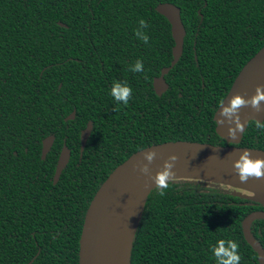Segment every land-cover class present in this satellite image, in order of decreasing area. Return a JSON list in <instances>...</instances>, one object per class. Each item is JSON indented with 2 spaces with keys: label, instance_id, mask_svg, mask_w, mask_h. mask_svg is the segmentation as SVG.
Wrapping results in <instances>:
<instances>
[{
  "label": "trees",
  "instance_id": "1",
  "mask_svg": "<svg viewBox=\"0 0 264 264\" xmlns=\"http://www.w3.org/2000/svg\"><path fill=\"white\" fill-rule=\"evenodd\" d=\"M160 3L180 8L186 30L161 97L153 82L171 65L175 42L156 11ZM141 20L147 43L136 36ZM263 47L264 0H0V203L47 212L33 216L30 231L47 223L55 230L50 239L34 231L38 245L29 257L22 254V264L37 252L33 264H79L92 199L142 149L189 141L264 150V128L255 121L240 143L219 136L215 121L220 101ZM138 60L144 70L133 72ZM115 82L132 88L127 105L111 95ZM89 122L93 131L81 156ZM48 136L54 145L42 159ZM64 145L71 159L54 184ZM168 183L163 196L157 187L148 196L130 264H219L213 249L220 240L226 248L229 240L238 243L240 264H259L242 223L264 211L261 204L225 186ZM251 232L264 249V220L253 222Z\"/></svg>",
  "mask_w": 264,
  "mask_h": 264
},
{
  "label": "water",
  "instance_id": "2",
  "mask_svg": "<svg viewBox=\"0 0 264 264\" xmlns=\"http://www.w3.org/2000/svg\"><path fill=\"white\" fill-rule=\"evenodd\" d=\"M156 11L168 20L175 42L172 49L171 65L163 68L160 76L156 77L153 82L156 94L162 96L169 89L165 76L177 65L183 55L186 30L181 10L176 5L160 3L156 7ZM258 88L264 92V47L240 71L229 93L215 113L216 132L229 143H240L250 122H264V100H261L256 106L252 103L253 98L258 95ZM237 96L242 97L245 103L235 112L229 115L224 114V110L231 107L233 99ZM75 116L76 112L74 111L65 120H74ZM92 131L93 124L89 122L81 133V156ZM232 131H235V136L230 134ZM54 141V136H48L43 140L42 159H46ZM245 154L253 161L264 159V150L234 145L216 146L189 141L165 142L134 153L109 175L88 207L79 240V264H112V233L122 206L137 191L154 184L149 196L152 190L157 187V175L166 170L171 174L168 182L188 180L229 187L248 194L246 196L241 194V196L240 193H235V195L247 198L264 207V177L250 176L244 182L239 179V169L236 168V163ZM149 155H152L151 160L148 159ZM70 159L71 150L64 145L57 161L54 184L58 183ZM166 165H171V168H166ZM256 220H264L263 210L248 214L242 223V230L246 242L257 253L259 264H264V249L251 232V226ZM133 242L128 264L131 261Z\"/></svg>",
  "mask_w": 264,
  "mask_h": 264
},
{
  "label": "clouds",
  "instance_id": "3",
  "mask_svg": "<svg viewBox=\"0 0 264 264\" xmlns=\"http://www.w3.org/2000/svg\"><path fill=\"white\" fill-rule=\"evenodd\" d=\"M147 22L144 20L140 21V29L136 30V36L143 40L145 43L148 42L149 37L144 34L141 29L146 28ZM144 70L143 63L141 61H136L135 66L132 68L133 72H141ZM258 95L253 98V105L256 106L261 100H264V92H261L260 89H257ZM111 95L115 98L117 102H122L124 105L129 103V100L132 97V88L127 84H121L120 82H115L111 89ZM222 104L223 101L221 100ZM245 103L244 99L240 96H237L233 99L231 107L224 110V114L229 115L235 112L241 105ZM219 123V122H217ZM256 128H264V125L255 122ZM239 126V125H238ZM232 136H235V131L230 133ZM148 159H152V155L148 156ZM175 159V157H173ZM166 168H171V165H166ZM236 168L239 169V179L244 182L248 177L261 178L264 177V159H257L255 161L251 160L247 154H245L239 162L236 163ZM169 171H164L159 173L156 177L157 189L160 191V195L165 194V190L169 188ZM230 247L226 248L224 246L225 240H220L218 242L219 247L213 249L215 257L219 264H240L241 256L238 254L239 245L238 243L229 240ZM226 257V259H225Z\"/></svg>",
  "mask_w": 264,
  "mask_h": 264
},
{
  "label": "flooded vegetation",
  "instance_id": "4",
  "mask_svg": "<svg viewBox=\"0 0 264 264\" xmlns=\"http://www.w3.org/2000/svg\"><path fill=\"white\" fill-rule=\"evenodd\" d=\"M20 207V204L0 203V264H22V254L29 257L38 245L35 232H45V236L49 234V239L55 233L54 228L48 223L47 226H41V229L34 230L35 232L30 231L37 222L33 216H44L47 212L34 213L35 209L23 213ZM51 244L49 243L50 246ZM38 254L39 252L29 261H27L28 258L25 259V264H33ZM55 254L57 255V253Z\"/></svg>",
  "mask_w": 264,
  "mask_h": 264
},
{
  "label": "bare ground",
  "instance_id": "5",
  "mask_svg": "<svg viewBox=\"0 0 264 264\" xmlns=\"http://www.w3.org/2000/svg\"><path fill=\"white\" fill-rule=\"evenodd\" d=\"M153 185L154 184L148 185L137 191L122 206L115 221L112 233V264H128L131 246L139 224L141 212Z\"/></svg>",
  "mask_w": 264,
  "mask_h": 264
},
{
  "label": "rangeland",
  "instance_id": "6",
  "mask_svg": "<svg viewBox=\"0 0 264 264\" xmlns=\"http://www.w3.org/2000/svg\"><path fill=\"white\" fill-rule=\"evenodd\" d=\"M233 193H237V194H239V192H233ZM241 194L246 196L245 193H242V192H241L240 195H241ZM242 195H241V196H242Z\"/></svg>",
  "mask_w": 264,
  "mask_h": 264
}]
</instances>
